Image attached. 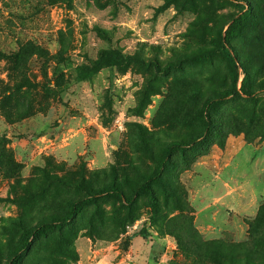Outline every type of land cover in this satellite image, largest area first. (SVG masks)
<instances>
[{
  "label": "rangeland",
  "instance_id": "374dc122",
  "mask_svg": "<svg viewBox=\"0 0 264 264\" xmlns=\"http://www.w3.org/2000/svg\"><path fill=\"white\" fill-rule=\"evenodd\" d=\"M112 188L16 264H264V0H0V264Z\"/></svg>",
  "mask_w": 264,
  "mask_h": 264
},
{
  "label": "trees",
  "instance_id": "16d2710c",
  "mask_svg": "<svg viewBox=\"0 0 264 264\" xmlns=\"http://www.w3.org/2000/svg\"><path fill=\"white\" fill-rule=\"evenodd\" d=\"M237 22L238 20L235 19ZM230 33L227 31L226 34L224 35L223 42L221 43L220 50L222 54L224 55L228 66L230 68V73L233 78V81L236 82L239 78V71H238V66H237V59H236V53L229 42V36ZM107 56L110 58L111 64H115L117 62H128V61H137L135 57H124L120 54L117 53H110L107 54ZM102 66V57L99 58L93 67H91L88 71H86L84 68H79L78 69V78L80 80H85L88 77H90L92 74H94L99 68ZM157 68V67H156ZM243 79H242V89L245 87V85L248 82L249 76L248 73L244 70L243 71ZM190 145V143H175L172 148L168 149V154L173 150V149H185ZM164 169V164L158 167L153 171L151 176L146 179L143 183H141L138 188L135 190V195H140L145 192H150L151 191V186L155 182L158 181L162 171ZM116 196L120 199H124L125 196L123 192L119 189L112 188V189H107V190H101L99 192H85L84 195H81L77 197L72 203L71 206L66 214L63 216L55 217L51 220H45L42 221L40 224H38L35 227H32L31 230L29 231L28 235L25 237L24 241L22 244L15 250L12 259L9 264H16V262L20 259L23 250L28 246L30 239H37L41 235H43L47 230L52 229V228H61L67 224L70 223V221L77 215V213L80 211V209L87 203L92 202L100 198L101 196ZM152 199L153 203V212L155 213L157 211V205L155 203V197L150 196ZM144 232V231H142Z\"/></svg>",
  "mask_w": 264,
  "mask_h": 264
}]
</instances>
